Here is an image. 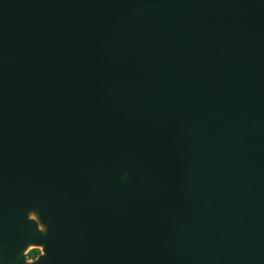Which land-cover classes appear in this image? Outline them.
Segmentation results:
<instances>
[{"label": "water", "instance_id": "obj_1", "mask_svg": "<svg viewBox=\"0 0 264 264\" xmlns=\"http://www.w3.org/2000/svg\"><path fill=\"white\" fill-rule=\"evenodd\" d=\"M0 264H264V0H0Z\"/></svg>", "mask_w": 264, "mask_h": 264}, {"label": "flooded vegetation", "instance_id": "obj_2", "mask_svg": "<svg viewBox=\"0 0 264 264\" xmlns=\"http://www.w3.org/2000/svg\"><path fill=\"white\" fill-rule=\"evenodd\" d=\"M33 250H38L39 252H38V254L36 255V257H34V258H31L30 257V252L32 251H30L29 253H28V259L31 261V260H35L40 254H42V250L41 249H33Z\"/></svg>", "mask_w": 264, "mask_h": 264}, {"label": "rangeland", "instance_id": "obj_3", "mask_svg": "<svg viewBox=\"0 0 264 264\" xmlns=\"http://www.w3.org/2000/svg\"><path fill=\"white\" fill-rule=\"evenodd\" d=\"M30 216H31V217H34V216H35V218H36V215H35L34 213H31ZM33 249H39V248L30 247V248L26 251V254L28 255V253H29L31 250H33Z\"/></svg>", "mask_w": 264, "mask_h": 264}, {"label": "trees", "instance_id": "obj_4", "mask_svg": "<svg viewBox=\"0 0 264 264\" xmlns=\"http://www.w3.org/2000/svg\"><path fill=\"white\" fill-rule=\"evenodd\" d=\"M38 250H32L31 252H30V257L31 258H34V257H36V255L38 254Z\"/></svg>", "mask_w": 264, "mask_h": 264}, {"label": "bare ground", "instance_id": "obj_5", "mask_svg": "<svg viewBox=\"0 0 264 264\" xmlns=\"http://www.w3.org/2000/svg\"><path fill=\"white\" fill-rule=\"evenodd\" d=\"M40 249H41V250H43V248H42V247H40Z\"/></svg>", "mask_w": 264, "mask_h": 264}]
</instances>
